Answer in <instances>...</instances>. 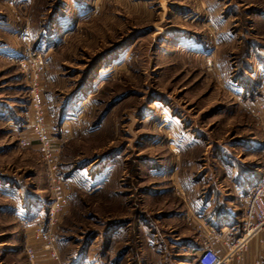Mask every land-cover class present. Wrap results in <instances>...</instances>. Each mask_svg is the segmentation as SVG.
<instances>
[{
    "label": "rangeland",
    "instance_id": "374dc122",
    "mask_svg": "<svg viewBox=\"0 0 264 264\" xmlns=\"http://www.w3.org/2000/svg\"><path fill=\"white\" fill-rule=\"evenodd\" d=\"M260 105L264 0H0V264H31L28 245L54 261L38 225L64 264H195L196 212L233 199L242 217L263 178Z\"/></svg>",
    "mask_w": 264,
    "mask_h": 264
},
{
    "label": "built area",
    "instance_id": "2783aa9c",
    "mask_svg": "<svg viewBox=\"0 0 264 264\" xmlns=\"http://www.w3.org/2000/svg\"><path fill=\"white\" fill-rule=\"evenodd\" d=\"M27 59L21 61V65L28 71L29 79V100L30 107L34 113V127L33 134L34 138L39 144V151L42 152L43 158L49 164L51 169L50 178L53 182V189L56 193V198L52 209L49 212V221L52 224L55 216L61 210V207L65 201V197L62 195V185L57 180L55 174V166L57 164V153L51 146L50 134L46 124V118L44 108L42 106L41 99V83L42 75L45 72V64L43 57L39 52L29 53ZM259 111L264 115V105L259 106ZM19 143L22 147L28 146L31 140L20 137ZM245 198L244 214H243V229L236 241L226 239L224 244L228 247L225 254H220L212 246H207L195 253V264H228L234 255L243 249L246 244L252 238L259 235L264 231V170L263 178L255 184L251 191ZM59 203L62 204L59 206ZM32 236L36 240L44 242L45 248L49 251L50 257L55 261L56 264H64L59 250L55 247L57 243L56 234L51 230L45 229L42 225H38L34 228ZM26 253L31 264H39L36 250L32 246L26 247Z\"/></svg>",
    "mask_w": 264,
    "mask_h": 264
},
{
    "label": "crops",
    "instance_id": "0c3cea01",
    "mask_svg": "<svg viewBox=\"0 0 264 264\" xmlns=\"http://www.w3.org/2000/svg\"><path fill=\"white\" fill-rule=\"evenodd\" d=\"M223 207L217 206L204 208L200 213V220L196 221V247L192 252L197 253L207 246H212L220 254H225L228 247L225 246L226 239L232 240L239 236L242 217H239L237 208L234 207L233 199H224ZM201 202V201H199ZM199 204V203H198ZM197 209H200V205ZM241 218V219H240ZM197 232H200L197 234ZM199 234H202L201 238ZM37 253V251H36ZM38 256V254H37ZM39 264H56L55 261L41 260ZM228 264H264V231L249 240L242 250L238 251Z\"/></svg>",
    "mask_w": 264,
    "mask_h": 264
}]
</instances>
